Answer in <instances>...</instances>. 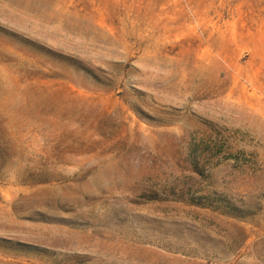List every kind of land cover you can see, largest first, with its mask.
<instances>
[{
    "label": "rangeland",
    "instance_id": "1",
    "mask_svg": "<svg viewBox=\"0 0 264 264\" xmlns=\"http://www.w3.org/2000/svg\"><path fill=\"white\" fill-rule=\"evenodd\" d=\"M0 264H264V0H0Z\"/></svg>",
    "mask_w": 264,
    "mask_h": 264
}]
</instances>
